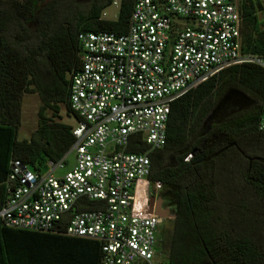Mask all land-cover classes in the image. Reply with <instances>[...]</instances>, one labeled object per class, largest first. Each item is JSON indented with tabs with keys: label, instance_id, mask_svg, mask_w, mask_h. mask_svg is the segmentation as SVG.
I'll return each mask as SVG.
<instances>
[{
	"label": "trees",
	"instance_id": "obj_1",
	"mask_svg": "<svg viewBox=\"0 0 264 264\" xmlns=\"http://www.w3.org/2000/svg\"><path fill=\"white\" fill-rule=\"evenodd\" d=\"M111 2L0 0V207L10 159L39 171L74 142L59 105L70 113L76 35L124 32L132 0H119L115 19H104L101 10ZM240 8L241 50L264 56V23L255 15L260 3L240 0ZM263 89V69L241 62L169 102L165 143L147 152V179L160 182L158 194L174 213L162 264H264V131L257 129ZM27 92L39 99L36 126L18 140ZM128 150L140 153L146 146L138 142ZM64 226L60 221L52 231H36L0 221V264H98V242L68 236Z\"/></svg>",
	"mask_w": 264,
	"mask_h": 264
},
{
	"label": "built area",
	"instance_id": "obj_2",
	"mask_svg": "<svg viewBox=\"0 0 264 264\" xmlns=\"http://www.w3.org/2000/svg\"><path fill=\"white\" fill-rule=\"evenodd\" d=\"M242 21L240 0H132L124 32L79 31L68 73L74 142L45 173L9 160L3 225L52 231L63 221L66 235L98 242V264H162L165 218L148 211L161 184L147 179V152L165 143L172 99L234 64L264 72V56L241 50ZM138 142L146 150L130 152ZM69 151L73 164L54 175Z\"/></svg>",
	"mask_w": 264,
	"mask_h": 264
},
{
	"label": "rangeland",
	"instance_id": "obj_3",
	"mask_svg": "<svg viewBox=\"0 0 264 264\" xmlns=\"http://www.w3.org/2000/svg\"><path fill=\"white\" fill-rule=\"evenodd\" d=\"M260 3V8H256L255 10V15L259 23H264V0H258ZM118 11V6L115 4H109L106 7H104L101 10V17L104 19H115ZM39 105V99L36 98V95L30 94V93H25L22 97L21 100V107H20V124L17 130L16 138L18 140L21 139H27L29 137V132H31L35 126H36V111ZM49 111L46 112V115H49ZM59 116H60V121L63 123L73 125L74 124V119L73 116L66 111L65 107L63 104L59 105ZM56 119V118H55ZM73 152L69 151L67 154V163L65 164L63 169L55 170L53 171V174L56 176L62 175L71 165L73 164ZM28 168L33 169V167L29 164H25ZM49 170L48 167H41L39 169L40 173H45ZM171 224L172 220L167 219L164 221V226H163V232L161 236V241L160 245L162 248V259L164 260L168 247H169V240H170V234H171ZM263 236H264V230Z\"/></svg>",
	"mask_w": 264,
	"mask_h": 264
},
{
	"label": "water",
	"instance_id": "obj_4",
	"mask_svg": "<svg viewBox=\"0 0 264 264\" xmlns=\"http://www.w3.org/2000/svg\"><path fill=\"white\" fill-rule=\"evenodd\" d=\"M161 198L156 199V201L153 200V198L151 197L149 199V203H148V211H153L155 214L167 218V217H173L174 215H169L167 213V209H164L161 207Z\"/></svg>",
	"mask_w": 264,
	"mask_h": 264
},
{
	"label": "flooded vegetation",
	"instance_id": "obj_5",
	"mask_svg": "<svg viewBox=\"0 0 264 264\" xmlns=\"http://www.w3.org/2000/svg\"><path fill=\"white\" fill-rule=\"evenodd\" d=\"M151 197L153 198L154 201H156V199H158V198H161V200H162L161 207L164 208V209H167V213L169 215H174L173 210H172V207L166 202V200L162 196H160L159 194L150 195V197L148 198V203H149V199ZM167 219L172 220L173 217H167V218H165V220H167Z\"/></svg>",
	"mask_w": 264,
	"mask_h": 264
},
{
	"label": "crops",
	"instance_id": "obj_6",
	"mask_svg": "<svg viewBox=\"0 0 264 264\" xmlns=\"http://www.w3.org/2000/svg\"><path fill=\"white\" fill-rule=\"evenodd\" d=\"M27 93H30V94L36 95V98L38 99V96H37V94H36L35 92H27ZM27 93H26V94H27ZM24 94H25V93L22 94V97H23ZM22 97H21V100H22ZM29 134H30V132H29ZM29 134H28V135H29Z\"/></svg>",
	"mask_w": 264,
	"mask_h": 264
}]
</instances>
